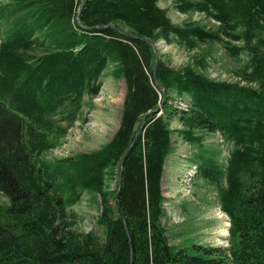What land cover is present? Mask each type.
I'll use <instances>...</instances> for the list:
<instances>
[{
    "label": "trees",
    "instance_id": "obj_1",
    "mask_svg": "<svg viewBox=\"0 0 264 264\" xmlns=\"http://www.w3.org/2000/svg\"><path fill=\"white\" fill-rule=\"evenodd\" d=\"M171 1L207 21L175 23L158 0H0V264H264V0ZM160 39L208 46L174 68L155 61ZM214 43L242 60L235 80L203 72ZM109 67L125 84L112 137L46 158ZM174 133L195 149L194 175L216 188L226 247L170 244L160 219ZM213 133L231 145L224 161L205 142ZM85 191L100 198L103 240L73 227Z\"/></svg>",
    "mask_w": 264,
    "mask_h": 264
},
{
    "label": "rangeland",
    "instance_id": "obj_2",
    "mask_svg": "<svg viewBox=\"0 0 264 264\" xmlns=\"http://www.w3.org/2000/svg\"><path fill=\"white\" fill-rule=\"evenodd\" d=\"M158 5L167 9V15L175 23H182L187 19L200 20L203 23L207 21L199 12H179L171 0H158ZM211 22L217 24L213 20ZM154 45L157 55L174 68L193 64L194 59L204 56L208 46L199 44L188 50L174 43L167 44L162 39ZM211 50L212 55L206 57L207 64L203 72L211 78L235 80V71L243 63L242 60L230 58L217 43L211 45ZM242 59H245L244 56ZM110 68L101 76L99 92L91 98L84 97L80 119L60 138L58 146L44 153L46 158L52 160L91 151L112 137L120 120L125 84L123 79H113L109 75ZM185 103L186 101H181L178 106L184 107ZM179 121L174 116L170 120V128H180ZM172 140L173 152L166 159L162 177V188L166 196L165 216L160 219L166 227L170 244L182 248L191 244L228 246L229 219L220 209L216 188L194 175V147L176 133L172 135ZM222 141L217 133L208 135L205 140L206 144H214L220 149L219 159L224 161L231 145ZM109 185L116 189L115 181H110ZM7 201V197L0 193V203ZM110 203L114 206L115 200L112 199ZM71 210L76 215L73 227L77 231H92L103 240L104 228L96 222L101 212V201L96 193L83 192L80 200L71 206Z\"/></svg>",
    "mask_w": 264,
    "mask_h": 264
},
{
    "label": "water",
    "instance_id": "obj_3",
    "mask_svg": "<svg viewBox=\"0 0 264 264\" xmlns=\"http://www.w3.org/2000/svg\"><path fill=\"white\" fill-rule=\"evenodd\" d=\"M150 44L152 45V47H153V49H154V53H155V61H156V59H157V52H156V49H155V45H154L152 42H150ZM159 108H160V107L156 108V111H159ZM142 121H143V119H142ZM120 166H121V164H120Z\"/></svg>",
    "mask_w": 264,
    "mask_h": 264
},
{
    "label": "bare ground",
    "instance_id": "obj_4",
    "mask_svg": "<svg viewBox=\"0 0 264 264\" xmlns=\"http://www.w3.org/2000/svg\"><path fill=\"white\" fill-rule=\"evenodd\" d=\"M158 86H159V84H158ZM158 113H159V114L161 113V107L159 108V111H158Z\"/></svg>",
    "mask_w": 264,
    "mask_h": 264
},
{
    "label": "crops",
    "instance_id": "obj_5",
    "mask_svg": "<svg viewBox=\"0 0 264 264\" xmlns=\"http://www.w3.org/2000/svg\"><path fill=\"white\" fill-rule=\"evenodd\" d=\"M181 123H180V121H179V125H180ZM176 128H178V126H176ZM176 128H173V129H176Z\"/></svg>",
    "mask_w": 264,
    "mask_h": 264
}]
</instances>
